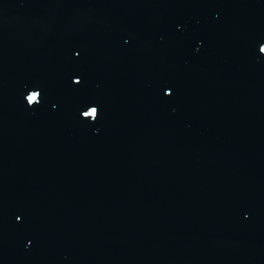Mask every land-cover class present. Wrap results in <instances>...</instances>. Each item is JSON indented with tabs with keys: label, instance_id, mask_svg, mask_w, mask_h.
Listing matches in <instances>:
<instances>
[{
	"label": "water",
	"instance_id": "water-1",
	"mask_svg": "<svg viewBox=\"0 0 264 264\" xmlns=\"http://www.w3.org/2000/svg\"><path fill=\"white\" fill-rule=\"evenodd\" d=\"M0 264H264V0H0Z\"/></svg>",
	"mask_w": 264,
	"mask_h": 264
},
{
	"label": "snow or ice",
	"instance_id": "snow-or-ice-1",
	"mask_svg": "<svg viewBox=\"0 0 264 264\" xmlns=\"http://www.w3.org/2000/svg\"><path fill=\"white\" fill-rule=\"evenodd\" d=\"M94 114V113H93Z\"/></svg>",
	"mask_w": 264,
	"mask_h": 264
}]
</instances>
